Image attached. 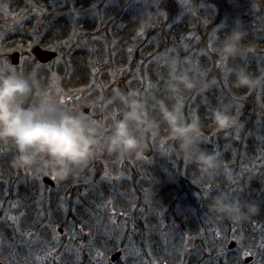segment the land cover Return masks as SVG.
<instances>
[{
    "label": "trees",
    "instance_id": "1",
    "mask_svg": "<svg viewBox=\"0 0 264 264\" xmlns=\"http://www.w3.org/2000/svg\"><path fill=\"white\" fill-rule=\"evenodd\" d=\"M41 1L43 7L47 6V14L39 19L36 28L43 35L35 43L55 50L58 61L53 60L52 67H36L29 60L32 36L26 37L32 24L25 14L32 12V6H40L36 0L27 8L16 0H5L10 2L15 20L24 24L0 43V59H5L10 49L20 51L15 68L34 81L31 99L39 100L45 94L44 87L50 96H59V90L66 96L85 87L90 89L87 93L85 90L86 96L94 98L111 96L116 91H136L165 99L170 105L179 103L186 120L200 121V147L217 155L220 167L213 173L204 172L186 164L174 151L166 159L161 158L157 139L149 142L143 159L132 164L127 161L122 177L98 191L99 195L110 194L101 195L99 202H95L98 195L89 187V167L85 168L80 172L85 178L80 182L77 216L79 225L91 231L90 239H84L91 247L81 250L66 237L56 239L48 230L31 233L28 218L33 212L26 205L9 204L7 168L11 155L6 144H0V263L264 264V92L235 90L231 87L233 77L226 75L235 68L264 75V33L260 29L264 10L244 5L229 7L218 0H207L203 9L188 1L186 15L171 22L175 24L173 29L168 23L150 20L140 34L139 30L131 31L130 25L144 21L145 12L141 16L127 15L122 12H127L122 3L96 8L91 17H80L70 6H58L60 0ZM136 8L149 11L143 3ZM83 27L88 33L77 35V29ZM235 27L245 33L241 52L235 60L222 63L210 49ZM172 56L208 84L203 96L165 95L162 61ZM38 76L42 77L39 81ZM222 105H227L243 125L238 134L217 132L210 126L207 108ZM117 108L109 107L110 117ZM94 119L99 120L96 115ZM219 192H231L257 205L258 214L240 224L218 216L209 203ZM104 198L115 213L111 222V215L103 210ZM138 212L142 221L138 220ZM43 216L53 222L48 214ZM92 224L96 226L91 228ZM189 235L196 238L200 251L206 249L196 261L188 258V251L182 247L184 237ZM230 241L237 242L231 251L226 248ZM118 250L121 255L127 254L124 263L121 256L110 263V254ZM243 252L249 255L247 258L252 257L250 262H244Z\"/></svg>",
    "mask_w": 264,
    "mask_h": 264
},
{
    "label": "clouds",
    "instance_id": "2",
    "mask_svg": "<svg viewBox=\"0 0 264 264\" xmlns=\"http://www.w3.org/2000/svg\"><path fill=\"white\" fill-rule=\"evenodd\" d=\"M254 10L258 5L253 3ZM245 33L233 28L210 49L224 63L235 60L241 52ZM163 92L178 98L186 94L203 96L208 84L181 66L178 57H167ZM235 90L264 92V75L256 76L243 68L229 69ZM35 83L8 62L0 67V144L14 149L11 166L64 181L87 168L94 160L107 156L115 162L143 159L149 142L159 141L161 158L171 152L186 164L213 173L220 167L217 155L200 147L203 130L198 119L186 120L182 106L165 99L146 97L136 91H116L111 96L98 95L87 101L90 113L106 112L118 105L106 126L101 120L63 107V100L47 93L29 102ZM210 126L217 132L238 134L243 125L227 105L208 107ZM155 113V116L152 115ZM163 130V135L161 132ZM210 210L231 223L240 224L258 214L257 205L243 201L231 192L212 196Z\"/></svg>",
    "mask_w": 264,
    "mask_h": 264
},
{
    "label": "flooded vegetation",
    "instance_id": "3",
    "mask_svg": "<svg viewBox=\"0 0 264 264\" xmlns=\"http://www.w3.org/2000/svg\"><path fill=\"white\" fill-rule=\"evenodd\" d=\"M58 3L61 4V0L58 1ZM28 6L29 5H24L23 7L27 8ZM61 7H68V6H64L63 4H61ZM8 56L9 54L5 57L6 62H10ZM19 62H20V55L18 58L17 65L19 64ZM43 90H46L45 87ZM64 98L65 97L62 98L63 107L72 111L83 112L88 115L89 109L87 107L81 104L74 103L73 107L68 108L70 103L64 102ZM85 108L87 109L86 112L84 111ZM94 118L95 117H93V119ZM8 152L11 155V160H12L15 154L12 146H10ZM134 162L137 163L138 161L132 160V163ZM125 164L126 161L121 164L115 162L114 158L102 156L101 158L94 160L88 166L90 168L88 175L90 190L94 194L98 195L96 197L95 202L100 201L101 195H103L104 197L110 196L109 193L105 194L102 192L101 195H99L98 192L100 189L106 186L105 181L108 175V171L114 170L116 177H118V175L122 177V174L124 173L122 171V168ZM98 168H100V171H98L99 170ZM7 169H8L7 172H8L9 204L26 205L28 210H31L33 212L32 216H29L28 218L29 223L31 220V223L29 225V228H31V233L35 232L42 234L47 232L48 230L51 232V234H53V236L56 239L60 240L62 237H66L70 241L76 243L77 247L81 250L84 246H87L89 248L91 247L89 245V242L85 241L87 239H90L91 231L88 229L84 230L82 228V225H79V219L77 216V206L79 205L78 203L80 196L79 195L80 182H82L83 179L85 178V176L83 174H80V172H82L84 169L78 172L74 177H70L69 179L64 181H58L52 179L50 176L41 175L35 172L21 171L13 168L11 165ZM81 187L83 186L81 185ZM107 203H109L111 206L110 201L107 198H104L102 203L103 210L107 214H109L111 213L110 206H109V212L105 210ZM139 209L142 210L141 207ZM43 213L46 216L47 214L51 216L49 218L53 219L52 220L53 222L45 218L43 216ZM137 216H138V220L142 221V216L139 215V212ZM89 226L93 228L96 225L92 224ZM189 238H192L193 241L191 243H187L186 241L183 246L184 249L188 252L194 249V245L196 243V239L194 237L189 236ZM226 248L228 249V247ZM112 254H110L109 256V261ZM200 254L201 252L198 251H196L194 254H191L192 259H194L195 261L198 260L197 258L198 256H200ZM96 255L97 257L100 256L99 253H96ZM163 264H167V263H163Z\"/></svg>",
    "mask_w": 264,
    "mask_h": 264
},
{
    "label": "rangeland",
    "instance_id": "4",
    "mask_svg": "<svg viewBox=\"0 0 264 264\" xmlns=\"http://www.w3.org/2000/svg\"><path fill=\"white\" fill-rule=\"evenodd\" d=\"M24 1H25V3H24ZM24 1L23 0H16V2L20 3L21 5H29L31 3H35L34 0H24ZM218 1L219 2H225V3L229 2V0H218ZM36 2H39L41 7L40 6H32L31 7L32 8L31 11L34 13V16L32 18L29 17V20L31 21L30 24H32L31 31L29 33H27L28 39L32 36L31 40H29V43H35L36 40H34V39L37 38L39 35L40 36L43 35V33L41 34V31L37 30L36 27H37V25L38 26L40 25L39 19L41 20L43 18V16L45 14H47V10L45 8L47 6L43 7V5L45 3H43L41 0H36ZM62 2H63V0H61V4H63ZM140 2L141 3L143 2L144 8H147L149 10V11H144L146 17L144 18V21H142V24L145 27L149 26L150 20H153V21L154 20H160L165 25L168 23V26H169V24H170V27L173 29L175 24H171V22L172 21L178 22V20L181 19L182 17H184L186 15V13H187L186 9H187L188 1L185 2V3L183 1L182 7L181 8H176V9H175V6H173L172 4H169V5L165 6V7H162V5H158V0H140ZM7 3H9V4H7ZM46 3L51 4L53 2H51V1L48 2L47 1ZM253 3H255V4H257L259 6L258 9H260L262 11L264 10V0H237V2L233 6L244 5L246 7H249V6L252 7ZM57 4H58V6H61L60 3H57ZM12 9L13 8L10 6V2H5V0H1L0 1V17L3 19V20H0V24L3 25L5 22L8 23V24H4L3 27L0 29V43L6 38V36L8 37L9 34H14L16 32V30L19 29L21 27V25L24 24L23 22L18 23L19 21H17L18 24H16V25L10 24V22H13L14 19H15V17L11 14ZM172 9H174V10H172ZM32 12H30V13H32ZM23 19L25 20V19H27V17H24ZM145 20H148V21H145ZM77 30H78V32L76 34L79 35V36H83V35H86L88 33L86 27H83L82 29L78 28ZM80 31H85L86 33L80 32ZM28 39L26 40V42L28 41ZM32 40H34V42ZM62 43H64V42H62ZM50 50L54 51L53 49H50ZM17 51H19V50L15 51L13 49H10V52H8L7 55L9 54V56H10L11 54L16 53ZM9 56H8V58H9ZM57 56H58V54H57ZM18 58H19V55H18ZM54 61L57 62L58 59L54 60ZM5 65H6L5 63L4 64H0V67H4ZM51 65H54V64L53 63H50V64L48 63L45 66L46 67H52ZM36 78H38V81H39V79L42 78V77L38 76ZM43 89L44 88H42V90ZM85 90H86V93H87L90 89H87V88L85 89V87H84V89L82 91L81 89L78 88V89L74 90V92H70L66 96H63L61 91L59 90L58 91V93H59L58 97L60 99H62L63 97H65V99L68 98V103H70L68 108L73 107L74 103L81 104V105L87 107V103L84 104V101L87 98H90L92 96L91 95H87L86 96ZM43 91H44L43 93L47 92L46 90H43ZM93 98L94 97H92L91 99H93ZM34 101L35 100L31 99V97L29 98V102H34ZM108 110L106 112H104V113H100V112L89 113V116L92 118L96 114L98 116V119L103 121L105 123V125L107 126V123H110V120H111V117L109 115L110 112ZM101 117H104L103 118L104 120L101 119ZM128 162L130 164H132V160H129ZM118 178H121V177L119 176ZM147 195H149V194H147ZM114 214L115 213H113V211L111 213H109V215H111L112 218L110 217L108 219V222H111L113 220ZM107 234L111 235L112 232L110 231ZM189 236L190 237H194L192 235H189ZM189 236H185L184 237V240L182 241V247L184 246V243L187 241ZM230 242H232V241H230ZM234 242H236V241H234ZM196 251L204 253V252H206V249L200 251L199 248L196 246V243H195L194 249L192 251L188 252V254H187L188 258L190 257L192 259L191 254H194ZM124 253L121 255V259H120L123 263L125 261L126 255H127V254L125 255ZM242 254H243V259H245L246 256H249V255L245 254L244 252ZM157 264H159V263H157Z\"/></svg>",
    "mask_w": 264,
    "mask_h": 264
},
{
    "label": "bare ground",
    "instance_id": "5",
    "mask_svg": "<svg viewBox=\"0 0 264 264\" xmlns=\"http://www.w3.org/2000/svg\"><path fill=\"white\" fill-rule=\"evenodd\" d=\"M183 1H184V3L186 1H191V2L199 5V7L203 8V9L206 7V3H207V0H158V5H162V7H165L169 4H172L173 6H175V9H176V8L182 7ZM209 1H211V0H209ZM213 2H214V0H212V3ZM236 2H237V0H229V2H227V3L223 2V3L227 4L229 7H232ZM116 3H122L121 5H123L124 6L123 8L127 11V12H125V11H122V12L127 13V15L132 16V14H133L134 16H141L140 13H142V14L144 13V10H141L140 8H139L140 11L139 10L135 11L138 9V8H136L137 4L140 5L143 3V2L141 3L139 0H135V1L134 0H63V5L64 6H70L71 9L80 17H91L94 14L96 8H101V7L105 8V7H107V5L112 6L113 4H116ZM99 5H101V6H99ZM172 10H174V9H172ZM25 15L29 19V17L32 18L34 16V13H26ZM0 20H3V19L0 17ZM188 21H189V19L186 17L185 22L187 23ZM16 23H17V21L15 19L13 22H10V24H13V25H16ZM4 24H8V23L5 22ZM141 24H142L141 20H138L135 24L131 23L130 30L133 32H137L139 30L138 32H140V34H141V30L144 27V25L143 24L141 25ZM3 25L0 24V29L3 27ZM37 27H39V26L37 25ZM260 29L263 30V33H264V25L262 27H260ZM40 37H42V35L38 36L37 38H40ZM26 38H28V37H26ZM37 38H35L34 40H36ZM34 40H32V41L34 42ZM35 42H37V41H35ZM31 44L32 45L30 48V59L29 60H33V62L35 63L34 65L36 67L37 66H43V65L45 66L48 63L50 64L57 57V53L55 50L52 51V50H50L51 48H46L45 46H40L36 43H31ZM35 46H37L38 48H40L41 50H44V51L54 52L56 55H55V57L51 58L50 60H48L46 62H40L37 60L36 56L32 53V49ZM17 53H18V55L21 56V53L19 51H17ZM107 55H110V53H107ZM4 63L7 64L8 62H6L5 59L4 60L0 59V64H4ZM10 64L12 66H14L12 63H10ZM64 102H68V98H66V99L64 98ZM84 111L86 112L87 109L85 108ZM89 113H88V115H89ZM95 115L93 117H95ZM5 146H7L8 150H9L11 145L6 144ZM89 170H90V168H89ZM118 177H119V175H118ZM118 177H116L114 170H109L108 175L106 177L105 185H107L111 181V179L112 180L115 178L117 179ZM231 250L232 249H230L229 251H231Z\"/></svg>",
    "mask_w": 264,
    "mask_h": 264
},
{
    "label": "water",
    "instance_id": "6",
    "mask_svg": "<svg viewBox=\"0 0 264 264\" xmlns=\"http://www.w3.org/2000/svg\"><path fill=\"white\" fill-rule=\"evenodd\" d=\"M32 53L36 56L37 60L40 61V62H46V61L50 60L51 58L55 57V55H56L54 52L41 50L37 46L33 47ZM9 60H10V63H12L14 66L17 65V63H18V53L16 52V53L11 54L9 56ZM109 206H110V204L107 203L106 207H105V210L107 212H109ZM192 241H193V239L189 238L187 240V243H191ZM236 245H237V243L232 241V242H230L228 244L227 247H228V249H233ZM120 254H121L120 251H117L114 254H112L111 257H110V261L111 262H115L120 257ZM251 260H252V257H248V258H246L244 260V262L248 263ZM0 264H2V263H0Z\"/></svg>",
    "mask_w": 264,
    "mask_h": 264
}]
</instances>
